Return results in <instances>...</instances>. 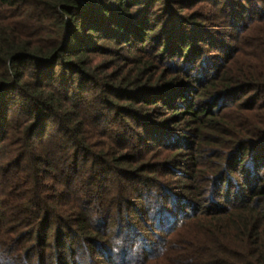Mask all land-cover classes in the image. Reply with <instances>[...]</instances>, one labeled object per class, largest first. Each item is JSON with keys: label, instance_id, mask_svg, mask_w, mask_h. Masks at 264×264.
Segmentation results:
<instances>
[{"label": "trees", "instance_id": "1", "mask_svg": "<svg viewBox=\"0 0 264 264\" xmlns=\"http://www.w3.org/2000/svg\"><path fill=\"white\" fill-rule=\"evenodd\" d=\"M0 264H264V0H0Z\"/></svg>", "mask_w": 264, "mask_h": 264}]
</instances>
